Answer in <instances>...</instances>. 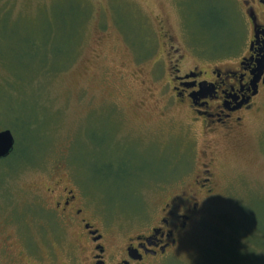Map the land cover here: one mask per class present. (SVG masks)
Masks as SVG:
<instances>
[{
	"label": "rangeland",
	"instance_id": "1",
	"mask_svg": "<svg viewBox=\"0 0 264 264\" xmlns=\"http://www.w3.org/2000/svg\"><path fill=\"white\" fill-rule=\"evenodd\" d=\"M238 5L0 0V130L15 137L0 159V264L87 259L46 189H74L120 257L206 168L212 190L147 264H264V88L242 125L213 137L172 89L177 63L237 67L251 37Z\"/></svg>",
	"mask_w": 264,
	"mask_h": 264
},
{
	"label": "flooded vegetation",
	"instance_id": "2",
	"mask_svg": "<svg viewBox=\"0 0 264 264\" xmlns=\"http://www.w3.org/2000/svg\"><path fill=\"white\" fill-rule=\"evenodd\" d=\"M237 3L251 30L247 52L239 59L237 67L225 70L214 67L210 72L194 67L182 71L177 63L172 76V89L179 103L193 116L192 123L201 125L212 137L230 134L242 125L245 113L254 109L255 98L264 88V69L258 71L264 56V0H237ZM204 174L208 176L200 180L199 175L195 182L197 193L189 194L185 190L167 202L157 225L149 234L128 239L120 257L106 246L104 234L92 223L83 206V198L74 189L66 186L60 190L46 189L51 211L77 230L80 241L83 237L90 245L87 259L82 263L81 258H72L71 264H147L150 259L166 257L177 244L175 235L185 228L197 210L198 195L212 190L210 169L206 168Z\"/></svg>",
	"mask_w": 264,
	"mask_h": 264
},
{
	"label": "water",
	"instance_id": "3",
	"mask_svg": "<svg viewBox=\"0 0 264 264\" xmlns=\"http://www.w3.org/2000/svg\"><path fill=\"white\" fill-rule=\"evenodd\" d=\"M264 69V56L263 59H261L258 71L259 73L262 72ZM15 149V137L11 130L5 129L0 130V159L7 158L10 156Z\"/></svg>",
	"mask_w": 264,
	"mask_h": 264
}]
</instances>
